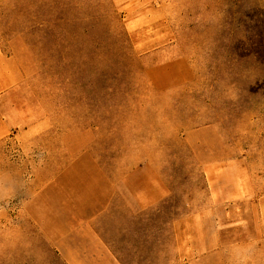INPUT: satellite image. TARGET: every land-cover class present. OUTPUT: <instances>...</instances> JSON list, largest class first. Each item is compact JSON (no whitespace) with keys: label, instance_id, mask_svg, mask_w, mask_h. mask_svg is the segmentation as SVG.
I'll list each match as a JSON object with an SVG mask.
<instances>
[{"label":"rangeland","instance_id":"rangeland-1","mask_svg":"<svg viewBox=\"0 0 264 264\" xmlns=\"http://www.w3.org/2000/svg\"><path fill=\"white\" fill-rule=\"evenodd\" d=\"M0 54V89L18 66L10 97L40 121L0 135V264H66L55 233L94 212L121 264L252 261L264 0H0ZM153 172L166 195L132 210L123 189L145 196Z\"/></svg>","mask_w":264,"mask_h":264},{"label":"crops","instance_id":"crops-1","mask_svg":"<svg viewBox=\"0 0 264 264\" xmlns=\"http://www.w3.org/2000/svg\"><path fill=\"white\" fill-rule=\"evenodd\" d=\"M5 58L6 57L0 54V59L3 60V63H5V60L7 59ZM12 73L14 74V78L12 77L13 79L0 89V104L5 103L7 105L4 118L0 119L5 124V132L0 133L1 136H16L20 132L23 133L28 131L40 122L39 120L37 121L34 119L35 113L30 109L29 104L24 102V98H15L13 100L10 97L11 95L13 96L18 94L21 86L23 85L21 81L23 75L21 69L18 66H15ZM142 168V166L138 167L139 172ZM50 180L52 181L50 183L54 185H61L63 183V180L60 177H54ZM122 181L123 184L121 185L125 188L126 178L124 177ZM70 183L73 185L72 182ZM104 183L109 185L108 177L103 179L101 178L100 181L98 179L94 181L92 180L94 189L99 193H102ZM139 183H144V185H148L147 187H149V189L145 191L146 193L143 197H141L142 194H140V192L137 195L130 194L129 191L127 192L123 189V194L125 196L128 195L129 197V205L132 210L139 211L142 208L157 202L164 195H166L164 190L166 189L164 188L165 184L160 181L156 172H153L148 179L145 178V180L139 181ZM83 185L87 184L83 183ZM42 193V190H38L35 197L38 198V196L42 195ZM32 201L35 202V198H32ZM262 213H264V211H262ZM96 215L97 212H94L93 214L86 216L85 219H82L85 224H75L72 222V224L63 226V230L55 233L52 248L60 257L63 258L66 264L122 263L117 254L113 251V249H111V246L102 238L99 230L94 225L89 224L90 221H93ZM243 242L244 243L240 245H245L250 249L254 248V250L257 251L252 257V261L247 258H243V264H264V214L261 224H256L252 235H247ZM237 245H239V242H237ZM233 247L234 242L231 244L230 248L233 249ZM215 248L216 251L218 244ZM183 261L186 260L183 259ZM189 261L190 259L187 260V262Z\"/></svg>","mask_w":264,"mask_h":264}]
</instances>
